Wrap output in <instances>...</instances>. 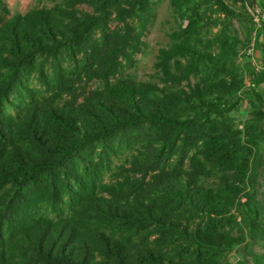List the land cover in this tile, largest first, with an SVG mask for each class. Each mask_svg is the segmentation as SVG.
<instances>
[{
    "label": "trees",
    "instance_id": "16d2710c",
    "mask_svg": "<svg viewBox=\"0 0 264 264\" xmlns=\"http://www.w3.org/2000/svg\"><path fill=\"white\" fill-rule=\"evenodd\" d=\"M169 2L192 16L159 50L160 84L116 78L142 51L152 0H74L90 11H38L0 31V239L14 236L26 264H225L246 241L264 249V194L253 186L261 119L245 133L225 109L240 88L232 38L218 34L210 52L195 0ZM32 72L35 89L23 85ZM90 81L99 85L84 93ZM120 154L100 196L81 167ZM66 199L72 217L116 225L127 242L71 216L29 219L36 201L58 210Z\"/></svg>",
    "mask_w": 264,
    "mask_h": 264
},
{
    "label": "rangeland",
    "instance_id": "374dc122",
    "mask_svg": "<svg viewBox=\"0 0 264 264\" xmlns=\"http://www.w3.org/2000/svg\"><path fill=\"white\" fill-rule=\"evenodd\" d=\"M221 1L226 10L218 7L215 0H195L194 6L202 19L201 23L199 22L200 37L213 43L210 49L212 53L219 50L216 42L218 34L232 38L235 52L231 57V65L239 78L240 88L229 98L225 109L239 130L247 133L246 126L253 118L258 117L261 119L260 130L264 132V15L257 8L255 0H242V3L236 4L229 0ZM62 10L90 11L86 5L74 4V0H0V31L7 24L23 22L38 11L60 13ZM184 14L182 17L177 15L169 0H152V16L142 39V51L136 55L133 65L123 68L116 78L160 84L159 73L155 68L159 50L172 43L171 33L178 31L180 26L186 27L192 14L190 11H185ZM194 81L192 78V82ZM23 85L35 89L37 74L32 72L26 76ZM98 85V82L90 81L81 87H86L84 92L86 93ZM78 87L79 102L83 91L80 86ZM63 98V101L72 100V97ZM11 101L22 108L19 112L22 113L26 101L16 96L11 98ZM12 113L14 115V111ZM248 132H251V129L248 128ZM253 150V158L257 156L255 163L257 174L253 186L260 197L262 193L264 194V138L257 139V145L253 146ZM92 159L95 160V154ZM90 161L91 157L88 156L89 163L81 167L82 177L100 196L108 197V188L115 184L116 169L124 161V157L120 154L111 158L110 164L107 163V158L99 159L95 169ZM71 207L72 203L68 199L63 201L58 210L49 208L43 201H36L31 206L28 217L30 220L40 217L49 220L72 217L74 213ZM71 219H75L71 222L79 228H97L113 238L126 242L129 237V233L124 229L99 219L84 216L78 219L73 216ZM260 257L264 258V249L254 242L246 241L231 248L226 255L225 264H259ZM0 264H26L19 254L14 236L5 235L0 239Z\"/></svg>",
    "mask_w": 264,
    "mask_h": 264
}]
</instances>
